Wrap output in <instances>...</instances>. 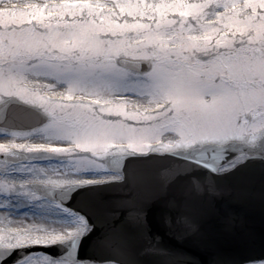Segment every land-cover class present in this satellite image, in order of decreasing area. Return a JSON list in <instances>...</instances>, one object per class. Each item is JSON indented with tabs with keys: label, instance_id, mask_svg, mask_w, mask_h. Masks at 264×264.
I'll list each match as a JSON object with an SVG mask.
<instances>
[{
	"label": "snow or ice",
	"instance_id": "1",
	"mask_svg": "<svg viewBox=\"0 0 264 264\" xmlns=\"http://www.w3.org/2000/svg\"><path fill=\"white\" fill-rule=\"evenodd\" d=\"M21 103L38 119L0 133V264H126L85 248L144 207L102 232L80 190L126 182L125 161L264 158V0H0V107Z\"/></svg>",
	"mask_w": 264,
	"mask_h": 264
},
{
	"label": "water",
	"instance_id": "2",
	"mask_svg": "<svg viewBox=\"0 0 264 264\" xmlns=\"http://www.w3.org/2000/svg\"><path fill=\"white\" fill-rule=\"evenodd\" d=\"M125 164L126 182L80 190L77 202L95 210L105 232L120 217L109 209L135 197L145 209L144 226L126 227L122 235H110L99 245L94 237L86 252L111 251L126 264H243L249 257L264 255V158L258 154L236 169L200 171L195 177L171 159ZM186 212L196 231L181 222ZM19 251L6 264H13Z\"/></svg>",
	"mask_w": 264,
	"mask_h": 264
},
{
	"label": "rangeland",
	"instance_id": "3",
	"mask_svg": "<svg viewBox=\"0 0 264 264\" xmlns=\"http://www.w3.org/2000/svg\"><path fill=\"white\" fill-rule=\"evenodd\" d=\"M25 2H27V0H25ZM4 131L11 132L12 130H9V129H7V128L0 127V133H2V132H4ZM0 141L5 142V138H4L2 135H0ZM0 143H1V142H0ZM246 264H248V263H246Z\"/></svg>",
	"mask_w": 264,
	"mask_h": 264
}]
</instances>
